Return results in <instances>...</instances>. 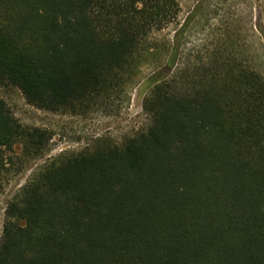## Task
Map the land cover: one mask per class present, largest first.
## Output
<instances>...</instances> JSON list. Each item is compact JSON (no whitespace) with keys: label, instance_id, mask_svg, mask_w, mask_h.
Wrapping results in <instances>:
<instances>
[{"label":"trees","instance_id":"obj_1","mask_svg":"<svg viewBox=\"0 0 264 264\" xmlns=\"http://www.w3.org/2000/svg\"><path fill=\"white\" fill-rule=\"evenodd\" d=\"M179 12V0H0V87L111 115L144 85L147 120L36 166L7 201L0 264H264V64L233 45L182 61L192 14L161 34ZM51 139L0 97V194Z\"/></svg>","mask_w":264,"mask_h":264},{"label":"rangeland","instance_id":"obj_2","mask_svg":"<svg viewBox=\"0 0 264 264\" xmlns=\"http://www.w3.org/2000/svg\"><path fill=\"white\" fill-rule=\"evenodd\" d=\"M177 20L161 31L171 37L180 24L192 14L186 38L185 57L200 60L219 47L230 45L245 53L252 63L264 64V0H179ZM262 34V38H261ZM190 53V54H189ZM260 69V68H259ZM264 74V66H261ZM147 73V70H146ZM264 76V75H263ZM144 85L136 86L130 102L120 112L106 115L99 112L72 114L53 112L29 104L21 91L11 85L0 87V97L24 125L47 128L51 134L49 150L32 162L26 170L11 176L0 194V235L7 201L27 180L30 172L50 157L69 150H82L98 136L111 135L120 141L125 135L146 125L143 112Z\"/></svg>","mask_w":264,"mask_h":264}]
</instances>
